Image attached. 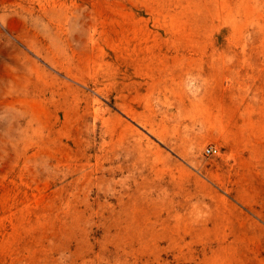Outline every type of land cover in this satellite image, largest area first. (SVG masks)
<instances>
[{
    "label": "rangeland",
    "instance_id": "obj_1",
    "mask_svg": "<svg viewBox=\"0 0 264 264\" xmlns=\"http://www.w3.org/2000/svg\"><path fill=\"white\" fill-rule=\"evenodd\" d=\"M0 264H264V0H0Z\"/></svg>",
    "mask_w": 264,
    "mask_h": 264
},
{
    "label": "built area",
    "instance_id": "obj_2",
    "mask_svg": "<svg viewBox=\"0 0 264 264\" xmlns=\"http://www.w3.org/2000/svg\"><path fill=\"white\" fill-rule=\"evenodd\" d=\"M205 153L207 155H215L218 153V149L217 147L211 145V146H208L206 149H205Z\"/></svg>",
    "mask_w": 264,
    "mask_h": 264
}]
</instances>
